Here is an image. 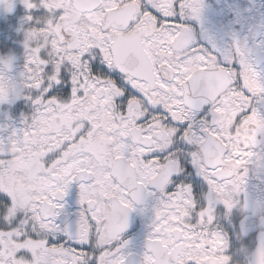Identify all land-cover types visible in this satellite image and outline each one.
I'll return each mask as SVG.
<instances>
[{
    "label": "snow or ice",
    "instance_id": "snow-or-ice-1",
    "mask_svg": "<svg viewBox=\"0 0 264 264\" xmlns=\"http://www.w3.org/2000/svg\"><path fill=\"white\" fill-rule=\"evenodd\" d=\"M21 5L23 66L0 76V264L242 262L240 218L219 214L234 190L249 201L253 161L264 172V0Z\"/></svg>",
    "mask_w": 264,
    "mask_h": 264
},
{
    "label": "flooded vegetation",
    "instance_id": "flooded-vegetation-1",
    "mask_svg": "<svg viewBox=\"0 0 264 264\" xmlns=\"http://www.w3.org/2000/svg\"><path fill=\"white\" fill-rule=\"evenodd\" d=\"M212 3V0H209ZM255 123V122H253ZM103 161H101V166ZM15 175L21 177L20 179L14 178V187L18 186L24 190L26 186V178L31 175V170L26 163H19L14 166ZM245 175L247 177V191L250 193V199L247 203L244 202L241 193L244 188L241 187L239 192L233 191L235 197L232 206H225V211L220 215L222 221L232 223L233 217H239L241 221L240 230L234 232L235 239L240 242L239 252L243 254V261H232L231 257L221 253V264H264V172L259 171V164L253 161L247 169H245ZM225 179L231 180L234 177H225ZM135 228L133 229L136 238L133 241L134 248L139 251L142 248L147 236V223L142 221L139 217H136L133 221ZM256 232V247L249 251V249L243 244V240L251 232ZM224 244L223 248L226 252L230 246V239L227 230H223ZM128 239H133L132 236H126Z\"/></svg>",
    "mask_w": 264,
    "mask_h": 264
},
{
    "label": "rangeland",
    "instance_id": "rangeland-1",
    "mask_svg": "<svg viewBox=\"0 0 264 264\" xmlns=\"http://www.w3.org/2000/svg\"><path fill=\"white\" fill-rule=\"evenodd\" d=\"M13 4L12 12H6L0 5V76L4 77L17 75L23 66L24 32L27 28L25 12L21 0H13ZM14 178L21 180L18 175ZM16 189L23 191L19 186Z\"/></svg>",
    "mask_w": 264,
    "mask_h": 264
},
{
    "label": "trees",
    "instance_id": "trees-1",
    "mask_svg": "<svg viewBox=\"0 0 264 264\" xmlns=\"http://www.w3.org/2000/svg\"><path fill=\"white\" fill-rule=\"evenodd\" d=\"M1 45V44H0ZM3 45V44H2Z\"/></svg>",
    "mask_w": 264,
    "mask_h": 264
}]
</instances>
